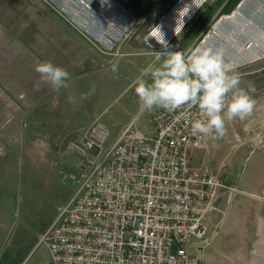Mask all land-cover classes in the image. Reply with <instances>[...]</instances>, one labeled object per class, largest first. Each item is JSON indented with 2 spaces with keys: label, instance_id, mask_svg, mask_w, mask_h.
<instances>
[{
  "label": "crops",
  "instance_id": "0c3cea01",
  "mask_svg": "<svg viewBox=\"0 0 264 264\" xmlns=\"http://www.w3.org/2000/svg\"><path fill=\"white\" fill-rule=\"evenodd\" d=\"M47 1L0 0V239L16 212L13 204L17 199L14 191L18 187L19 158H25L32 167L35 157L45 153V148L36 149L34 144L37 125L47 135L58 132L67 141L66 148L71 141L80 142L95 120L113 139L133 119L135 127L142 130L153 111L139 105L129 85L154 61L156 54L145 48L144 35L158 24L159 17L169 14L168 5L162 0H85L113 19L116 29L127 27L132 17L137 19L138 24L122 43V57L131 54L130 61L116 59L100 49L98 45L102 43L94 38L105 32V22L99 17H91L84 9L83 13L78 12L80 17L76 15L79 6L75 0H53L57 9L47 5ZM179 3L174 18L164 19L161 28L176 24L178 14L183 17L188 12L184 22L194 14L195 8ZM231 10L233 17L216 21L202 44L221 51L223 59L239 73L241 88H255L251 95L256 105L251 116L226 120L223 136L207 137L205 144L190 154L189 164L216 174L222 186L216 190L213 208L202 217L203 234L192 239L189 251L195 254L201 249L203 264H264V0H238ZM52 11L59 17L62 11L74 21L68 23L63 17L60 18L65 23L51 21ZM213 12L195 39L202 34ZM217 13L227 14L219 13V7ZM84 23L91 24L86 29ZM181 26L178 20L176 32ZM67 27L70 39L64 33ZM78 28L79 32L89 30L90 36L77 33ZM72 38H78L79 44L73 43ZM174 41L169 42V50ZM69 42L74 52H62ZM136 56L141 58L134 60ZM38 61H50L67 70L71 76L69 86L59 92L48 85L37 90L34 85L39 75L34 65ZM117 63L120 74L113 78L112 66ZM131 63L142 64L143 68L132 74L128 69ZM90 91L86 100L81 98ZM114 101L117 103L113 105ZM62 123L65 124L59 131L46 128V124ZM228 187L237 189L229 199ZM29 251L16 264H22ZM0 264H11V259Z\"/></svg>",
  "mask_w": 264,
  "mask_h": 264
},
{
  "label": "built area",
  "instance_id": "2783aa9c",
  "mask_svg": "<svg viewBox=\"0 0 264 264\" xmlns=\"http://www.w3.org/2000/svg\"><path fill=\"white\" fill-rule=\"evenodd\" d=\"M233 13L219 14L216 21ZM106 23V33L94 39L110 54L124 33ZM198 118L195 108L153 109L142 130L133 119L105 148L107 131L97 120L80 142H71L82 157V171L74 193L39 239L49 264H203L202 250L189 249L203 234L202 217L222 185L216 174L189 164L191 152L207 139L186 126ZM227 189L229 199L237 189Z\"/></svg>",
  "mask_w": 264,
  "mask_h": 264
},
{
  "label": "rangeland",
  "instance_id": "374dc122",
  "mask_svg": "<svg viewBox=\"0 0 264 264\" xmlns=\"http://www.w3.org/2000/svg\"><path fill=\"white\" fill-rule=\"evenodd\" d=\"M75 1L77 2L76 4L79 6V10L75 13L79 17L82 14L78 12L83 13L84 11L81 10L84 9L89 11L91 17L100 16L99 18L102 21L104 18L108 19V17L104 16L103 14L99 13L96 9L92 8L91 4H89L87 1L84 0V3L87 4L88 7L79 3L78 0ZM184 1L188 0H162L163 4L168 5V9L166 10V12H169L170 10L171 11L166 16L159 17V19H157L158 24L151 30V32L149 30L147 31V34L144 35L143 42L145 48H147V51L153 50L154 54H156V52L163 51L162 46L157 41H154V38L150 37L147 44L145 42V38L149 34L156 33V27L160 26L161 21L163 19L169 17L172 18V12L175 6L179 2L182 3ZM198 1H202L199 9L203 8L205 5H212L215 10L208 23L209 25L207 24V26L203 29L202 34L199 36L197 43L193 44L191 47L198 46L203 43H200L202 37L204 36L206 31H213L209 28L219 16V14L217 13V7L215 6V0H190L189 3L194 4V2ZM46 4H49L54 9H57V7H55L56 5L53 3V0H48ZM59 14L60 17H63V19L68 23H72L74 21L72 16L65 15L62 11H59ZM60 17L55 12H51V21H60L65 23V21ZM106 19H104L103 21L105 22V27L107 24ZM108 21L112 23L114 22V31L116 30L115 32L124 33L123 36H120L115 41V49L107 50L108 52H110V55L114 52V57H116V59H120V57L124 55V51L122 50L123 40L126 36L129 35L130 31H132V29L136 27L138 21L136 18L132 17L129 22V25L127 27H124L123 30L116 29L117 25L116 22L113 21V19L109 18ZM90 24L84 23L83 26L87 29ZM69 29L70 28L67 27L64 32L65 34H67L66 37L68 39L72 37L70 35ZM79 30L80 29L78 28V31L76 32H82V30L80 32ZM4 31L5 30L3 28V33ZM106 31L104 33H106ZM177 33H175L171 37V39L173 37L176 38ZM82 35L85 36L87 34L82 32ZM52 37H55V34H53ZM112 37H115V35L113 34ZM165 39H168L166 35ZM171 39L167 40L168 44ZM72 42H75L77 45L79 44L78 38H76V40L73 39ZM72 42L66 44V47L63 46L64 49H62V52L67 54H69L70 52H74V48L70 47V44ZM72 45L74 46V44ZM98 46L101 50H106V48L103 47L102 44ZM148 57L150 58V56ZM128 58L130 59V61L133 60L131 54H126L121 59L125 60ZM134 58V60H137L141 57L136 56ZM123 60H120V64ZM120 64H116L118 67V71L120 70ZM135 65L138 66V69L135 67ZM142 68L143 65H138V63H131V66L128 67L132 74H134L136 70H140ZM119 74L120 73L117 72V74H115V78H117ZM112 75L114 78L113 72ZM116 103L117 101H114L113 105ZM64 124L65 123H62L60 126H49V124H46V128L48 130L57 129L59 131V129ZM66 127L69 129L70 125L68 124ZM42 128L43 127L40 125H37V127L35 128L34 144L36 149L45 148V153L35 157L32 167L26 161L25 158L20 157L18 160V187L14 191L17 195V199L13 204V208L16 210V212L12 214V217L9 222V227L6 232L3 233L0 239V262L7 258L11 259V264H16L19 260L24 257L25 251L30 249L22 264H49L48 251L44 245L39 243V239L44 233V231L47 229V227L50 225V223L54 220L59 210L67 203V201L74 193L77 186L76 180L79 178L80 173L82 171V157L77 154L73 147L70 146V143L74 141L67 143V146L65 148V144L67 141L63 140L64 137L60 136L58 132H53V134L48 133L47 135L42 131ZM112 140V135L108 134L105 137L102 147L105 148L107 144Z\"/></svg>",
  "mask_w": 264,
  "mask_h": 264
},
{
  "label": "clouds",
  "instance_id": "9594fccd",
  "mask_svg": "<svg viewBox=\"0 0 264 264\" xmlns=\"http://www.w3.org/2000/svg\"><path fill=\"white\" fill-rule=\"evenodd\" d=\"M183 17L178 14L177 21L182 22L180 32L184 26ZM150 37L162 46L163 51L156 52L154 61L144 67L129 85L143 109L183 112L195 108L200 118L189 120L186 126L199 139L223 136L226 120H245L252 115L256 101L251 93L255 88L249 86L245 90L240 87L239 73L223 59L220 50L202 44L184 51H171L160 26L156 27L155 34L146 36V44ZM34 71L39 75L34 85L37 90L48 85L52 91L59 92L69 86L70 73L50 61H38ZM112 72L115 78L117 65L112 66ZM89 95L91 91L81 98L86 100Z\"/></svg>",
  "mask_w": 264,
  "mask_h": 264
},
{
  "label": "trees",
  "instance_id": "16d2710c",
  "mask_svg": "<svg viewBox=\"0 0 264 264\" xmlns=\"http://www.w3.org/2000/svg\"><path fill=\"white\" fill-rule=\"evenodd\" d=\"M237 1L238 0H215V6L219 7V13H228L234 7ZM213 10L214 7L212 5H208L196 11L194 15L189 18L186 23H184L181 32L179 31L177 33L176 38L173 37L170 40H175L170 50L184 51L189 46V44L197 43L199 37L196 39L195 37L202 30L204 24L209 20Z\"/></svg>",
  "mask_w": 264,
  "mask_h": 264
},
{
  "label": "bare ground",
  "instance_id": "6f19581e",
  "mask_svg": "<svg viewBox=\"0 0 264 264\" xmlns=\"http://www.w3.org/2000/svg\"><path fill=\"white\" fill-rule=\"evenodd\" d=\"M189 1H190V0H188V1H184V2H182V3L180 2L179 5H183V3H187V4H185L184 7L186 8V7L189 5L190 8H191V7L195 8V12H196L197 9H198V7H199V5L201 4L202 1H200V2H199V1H198V2H194V4L189 3ZM176 8H177V7H176ZM176 8L173 9V12H174V10H176ZM173 12H172V14H173ZM195 12H194V13H195ZM193 15H194V14H193ZM193 15H191L190 17H192ZM230 17H233V14H232V15H228V16H223L222 19L217 20V22L219 23L221 20H222V21H223V20H227V19H229ZM104 19H106V18H104ZM104 19H103V21H104ZM188 19H189V18H188ZM188 19H187V20H188ZM163 20H164V19H163ZM163 20H162V21H163ZM162 21H161V23H162ZM186 22H187V21H186ZM186 22H184V23H186ZM170 23H171V22H170ZM170 23H169V24H170ZM175 27H176V24L172 25L171 27H169V25H168V26L165 27L166 29L161 28V31L164 33V35H166V36L168 37V39H171V37L175 34V31H174ZM167 29H168V30H167ZM178 31H179V30H177V32H178ZM177 32H176V33H177ZM207 35H208V36L205 38L204 41H206V40L209 38V34H207ZM168 39H167V40H168ZM154 40H155V39H154ZM155 41H156V40H155ZM204 41H203V42H204Z\"/></svg>",
  "mask_w": 264,
  "mask_h": 264
}]
</instances>
